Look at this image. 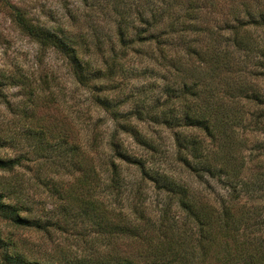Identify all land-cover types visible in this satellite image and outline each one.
I'll return each mask as SVG.
<instances>
[{
	"label": "trees",
	"instance_id": "16d2710c",
	"mask_svg": "<svg viewBox=\"0 0 264 264\" xmlns=\"http://www.w3.org/2000/svg\"><path fill=\"white\" fill-rule=\"evenodd\" d=\"M79 1L89 4V11L82 20L69 12L66 28H47L13 4L7 11L20 32L58 53L73 80L90 91L92 103L112 116L111 155L97 166L98 150L82 152L68 131L51 123L47 149L53 156L35 155L51 160L49 173L72 177L56 190L62 201L57 218H31L20 197L22 184L0 180V220L43 232L85 225L92 238L80 237L91 257L74 260L60 252L42 261L0 235V264H264V86L254 82L258 75L264 78V10L244 11L243 17L232 10L219 20L211 18L209 0ZM94 17L109 22L111 35L102 34ZM130 61L141 64L142 72L136 75ZM140 75L153 81L125 93L133 107L121 114V104L103 94L124 92L126 84L117 77ZM147 88L156 94L147 98ZM132 119L171 131L175 168L158 164L152 139L141 135ZM119 133L152 154L128 153ZM258 134L262 139L249 143ZM4 141L0 136V149ZM28 155L0 156V172H13ZM116 161L135 166L141 178L127 181ZM177 167L185 178L174 175ZM99 170H108L104 190L115 193V207L107 194L95 196ZM143 182L153 186L154 207L145 202ZM79 185L82 194L76 193Z\"/></svg>",
	"mask_w": 264,
	"mask_h": 264
},
{
	"label": "rangeland",
	"instance_id": "374dc122",
	"mask_svg": "<svg viewBox=\"0 0 264 264\" xmlns=\"http://www.w3.org/2000/svg\"><path fill=\"white\" fill-rule=\"evenodd\" d=\"M209 1L213 4V7L209 9L212 11L211 18L219 20L226 19L228 12L232 10L238 11L240 17H243L244 11L252 13L260 9L264 10V0ZM10 4L23 10L34 22L50 29L59 26L66 28L69 12L82 20L89 11V4L85 7L79 0H0V80L2 81L0 85V136L5 140L3 148L0 149V156L11 158L20 154L23 156L29 154L28 160L13 172H0V180L17 181L22 184L24 192L20 197L30 206L31 218L42 220L53 216L57 218L56 207L61 205L62 201L58 199L56 190L65 188V184L71 182L72 177L67 173H60L58 176L49 173L51 160L35 155L36 152L37 154L44 153L43 156L52 154L51 149H47V142L51 144V135L49 136L48 133L49 130L51 131V123H56L57 129L63 128L62 130L68 131L72 136L69 141L74 139L82 152L91 151L90 153L94 154L95 149L98 150L101 153L95 159L98 166L101 162L99 159L106 161L111 155L107 148V141L115 129L114 121L103 108L92 103L90 91L73 80L65 61L58 53L52 49L41 48L18 30L7 11V6ZM93 19L98 23L103 35H111V25L108 21H100L95 17ZM258 34L259 31L256 32V35ZM132 58L137 57L133 55ZM128 66L134 70L136 75L142 72V65L136 61L135 63L130 61ZM116 80L126 84L124 92L119 94L116 90H106L103 95L115 105L121 104L118 107L119 112L125 114L133 107L132 100L124 97L125 93L142 87L146 88L152 83L153 77L140 75L136 79L132 77L123 79V81L121 77H117ZM247 81H252V78ZM254 82H257L259 87L264 86V78L260 75L254 79ZM132 85L135 88L130 89ZM108 86L104 85V88ZM145 90L144 95L147 98L154 96L157 92L156 89L147 88ZM30 92H32V99L29 96ZM130 122L141 135L148 140L152 139L150 143L157 149L154 157L160 160L158 164L162 168H175L176 165L171 163L174 151L171 131L162 126L149 125L134 119ZM91 135L95 136L94 144L91 143ZM118 138L128 153H142L145 157L152 154L136 143L128 133H119ZM261 139L262 136L258 134L250 137L249 143ZM34 144H37L38 149L34 148ZM89 146L94 149L90 150ZM33 150L34 155L31 153ZM116 163L120 164L121 173L127 181H138L141 178L135 166L123 165L119 161ZM102 168L105 167L102 165ZM103 170H99L101 183H98V186L95 185V196L98 195L102 199L107 194L109 206L115 207V204H118V201L114 202L115 193L109 196L110 190H104V184L108 182V170H106L107 173ZM173 172H175L174 175L185 178L178 167ZM51 177L57 180L55 184L51 182ZM142 185H144L145 202L147 204L151 202L154 207L156 194L153 192V186L149 182H143ZM210 185L215 186V190L221 191L213 182ZM82 190L83 187L79 185L76 193L82 194ZM118 207L123 206L121 204ZM124 209L123 207V212ZM88 232L85 230V225L80 226V224L76 228L68 226L62 231L56 227H50L49 232L15 229L0 220L1 237L12 238L21 253L42 261L46 259L51 261V257L55 258L54 254H60V252H64L66 258L79 259L83 255H88L90 258L91 256L82 245L84 237L86 240L92 238V234L89 235ZM92 244L94 247L102 248L100 242L94 241Z\"/></svg>",
	"mask_w": 264,
	"mask_h": 264
}]
</instances>
